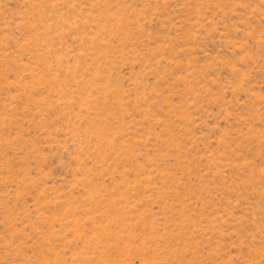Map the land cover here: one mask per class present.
I'll return each mask as SVG.
<instances>
[{"label":"rangeland","instance_id":"1","mask_svg":"<svg viewBox=\"0 0 264 264\" xmlns=\"http://www.w3.org/2000/svg\"><path fill=\"white\" fill-rule=\"evenodd\" d=\"M0 264H264V0H0Z\"/></svg>","mask_w":264,"mask_h":264}]
</instances>
